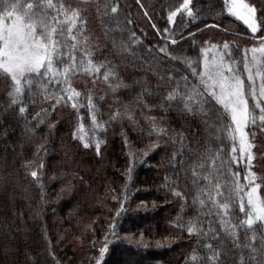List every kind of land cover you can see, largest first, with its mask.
<instances>
[{
	"label": "trees",
	"instance_id": "16d2710c",
	"mask_svg": "<svg viewBox=\"0 0 264 264\" xmlns=\"http://www.w3.org/2000/svg\"><path fill=\"white\" fill-rule=\"evenodd\" d=\"M245 1L256 9V34L227 13L223 0H191V16L183 0H71L83 15L93 63L105 67L85 73L82 63L69 75L71 87L81 93L75 101H67L58 86L40 82L26 86L13 104L14 85L0 79V264H96L106 241L101 264H211L207 258L213 253L216 264H240L241 257L245 264H264L262 223H254L246 236L239 229L240 244H234L193 183L195 170L198 177L210 171V180L200 184L219 182L225 196L234 179L246 184L247 168L232 162L230 116L221 115L211 99L195 112L178 100L166 103L170 93L191 91L193 85L199 91L191 68L202 71L201 50L212 45H230L248 83L243 53L264 36V0ZM83 54L81 42L78 57ZM66 66H59L60 79ZM61 95L65 99L57 102ZM73 102L84 107L74 109ZM248 102L253 109L250 95ZM255 114L257 125L247 133L254 145L251 169L264 200V126L258 109ZM84 142L91 146L84 148ZM233 196L231 218L239 223L246 216ZM190 223L201 231L189 234ZM253 236L257 251L250 260L245 243ZM72 238L79 240V250Z\"/></svg>",
	"mask_w": 264,
	"mask_h": 264
},
{
	"label": "snow or ice",
	"instance_id": "6c2138e0",
	"mask_svg": "<svg viewBox=\"0 0 264 264\" xmlns=\"http://www.w3.org/2000/svg\"><path fill=\"white\" fill-rule=\"evenodd\" d=\"M139 3V0H137ZM191 0H183L182 8L191 16L189 8ZM224 8L227 13L243 21L247 28L256 34L258 23L256 18V9L254 6L246 3L245 0H223ZM176 11L171 12L168 16L169 23L174 22L177 15ZM112 13L117 12L116 7L111 8ZM264 25V21L260 22ZM155 27V25H154ZM85 21L81 11L74 8L71 0H0V79L7 81L10 78L14 85L12 103L23 95L24 88L29 89L34 83L45 82L53 86H58L62 94H66L67 101H75L81 93L75 91L69 83V75L79 68V65L86 63L85 73H98L103 63L94 64L91 53L87 51V40L84 33ZM75 32V35L73 34ZM167 32V29H165ZM134 36V33H133ZM81 42H83V55L78 57L81 52ZM172 43H175L173 40ZM203 55V69L197 72L194 67L191 68L192 75L199 77V91L196 85H193L191 91L170 93L166 98V103L180 101L188 111L195 112L204 99H211L219 105L223 112L221 115H229L232 124L235 126L230 139L233 142L232 162L246 160V167H251L254 159L251 149L254 147L249 141V134L245 131L249 126L257 125V116L255 109L259 110L260 126H264V36L260 40L259 47L245 49L243 56V72L247 73V81L242 78L240 62L236 61L232 55L230 45L226 42L222 46L212 45L210 48L201 50ZM249 52L251 58L249 59ZM209 53L211 57L209 58ZM86 57V59H85ZM66 64L63 68V79H60V65ZM257 77L259 83L257 84ZM109 78V73H104V79ZM185 85L188 78H183ZM255 102L254 108L250 109L248 96ZM65 99L64 95L57 98V102ZM87 107L91 116L93 125L98 124L96 109L93 104L92 96L87 97ZM74 109L84 107V105L72 103ZM21 113L25 112L22 106L19 108ZM154 119V118H153ZM81 135L79 139L85 140L83 125L79 129ZM150 131H156L152 129ZM160 132L165 129H158ZM253 136L255 133L252 134ZM238 140V148L236 142ZM90 142H84L83 147L89 148ZM97 154L100 150V142L95 144ZM213 161L216 157H209ZM204 168V164L199 165ZM131 171V167L129 168ZM211 172L207 175H200L193 170V183L197 185L200 196H206L209 202V211H214V220H218L221 228L224 229L233 239V243L239 245L240 239L238 230L243 228L245 236L249 230H253L256 222L264 223V200L257 195L260 184H257V176L248 172L244 179L247 184L241 185L238 179H234L228 188V195L225 196L222 191V185L215 182L212 187L207 184L201 185L200 180L209 181ZM31 175L35 178L37 173L33 171ZM238 177L239 173H232ZM264 182V177L260 178ZM248 188L246 192L247 205L244 203V196L241 193ZM213 189L215 196H213ZM235 197L240 200L239 211L246 219L240 220L239 223H233L231 218L232 208L230 205ZM174 195L180 196L179 192ZM219 198V199H218ZM197 202L194 200V203ZM199 204H205L204 199L198 200ZM124 205L121 203V210ZM120 215V212H117ZM110 227H114L111 226ZM189 234L200 232L196 223H190L188 227ZM142 235V234H141ZM159 244V241L157 242ZM245 246L251 249L249 259L255 260L256 253L255 236L245 243ZM264 246V243H262ZM212 251L211 246H208ZM108 251L107 241L99 249L100 259L96 264H101L105 253ZM195 259V257H193ZM216 254L208 257L211 264H216ZM201 264H204L202 261ZM240 264H245L241 257ZM257 264H260L257 261Z\"/></svg>",
	"mask_w": 264,
	"mask_h": 264
},
{
	"label": "rangeland",
	"instance_id": "374dc122",
	"mask_svg": "<svg viewBox=\"0 0 264 264\" xmlns=\"http://www.w3.org/2000/svg\"><path fill=\"white\" fill-rule=\"evenodd\" d=\"M246 2V1H245ZM247 3V2H246ZM238 19V18H237ZM241 21V20H240ZM241 22H243V21H241ZM211 47V46H210ZM210 47H208V48H210ZM256 47H259V45L258 46H256ZM211 57V53H209V58ZM204 58V57H203ZM251 58V53L249 52V59ZM202 69H203V60H202ZM247 74V73H246ZM259 83V77H257V84ZM233 127H235L234 125H233ZM247 129L248 128H246L245 129V131L247 132ZM233 131H234V128H233ZM249 138V137H248ZM236 147L238 148V140H237V142H236ZM239 162H241L242 164H244L245 165V167H246V160H244V161H239ZM239 162H237V163H239ZM247 168V173L250 171V172H252L253 173V171H252V164H251V167L249 168V167H246ZM245 182H246V184H247V181L245 180ZM249 189L248 188H245L244 189V192H243V196H244V203H245V205H247V197H246V192L248 191ZM257 195L259 196V198L261 199V196H260V193H259V189H258V193H257ZM262 200V199H261ZM256 223H260V222H256ZM262 225L264 226V223H262ZM66 232H69L70 234H71V230H70V228H68V229H66ZM74 244H76V250H77V248H78V250H79V246H80V243H79V240H76V239H73L72 238V240H71Z\"/></svg>",
	"mask_w": 264,
	"mask_h": 264
}]
</instances>
